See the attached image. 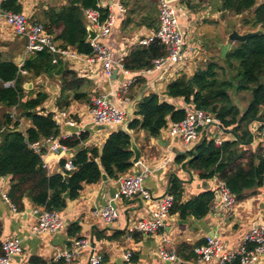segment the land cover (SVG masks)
<instances>
[{
  "label": "trees",
  "instance_id": "1",
  "mask_svg": "<svg viewBox=\"0 0 264 264\" xmlns=\"http://www.w3.org/2000/svg\"><path fill=\"white\" fill-rule=\"evenodd\" d=\"M22 1L5 0L1 3V10L23 14ZM99 2L66 0L61 5L42 9L39 18L29 21L40 23L53 36L59 48L70 49L87 57L93 56L83 11H99L100 22H103L108 10L100 8ZM178 3L195 14L211 8L214 0H178ZM120 4L125 9L124 19L119 26L121 33L129 35L141 28L153 31L158 29V0H120ZM219 9V12L241 16L240 26L246 32L262 29L263 34L245 43H235L224 59L218 58L225 67L213 57L192 76L183 74L171 81L164 94L143 97L136 106L135 117L128 123V129L133 132L143 131L147 139L157 138L169 122L183 120V109L171 104V99H181L186 106L192 105L213 115L229 138L220 147H216L212 141L207 140V136H202L185 155H177L175 161L201 180L217 178L235 197L236 202H241L255 196L264 186V146L255 143L251 134L252 124H264V3L257 4V0H221ZM166 56L167 48L154 40L149 45L130 48L123 58L122 66L128 72L140 73L152 69L154 61ZM25 57L19 68L0 52V180L8 177L6 195L16 211L21 212L27 200L35 208L61 212L66 199H75L83 185L100 182L102 174L113 180L126 175L133 166V153L130 151L129 136L117 129L105 140L101 154L94 147L81 148L75 152L72 158L74 169L65 172L69 175L68 181L64 180L61 173L48 176L41 159L43 150L36 153L32 145L50 137H58L60 130L52 121V113L43 109L48 94L40 91L34 97L26 95L24 80L44 76L57 81L59 96L55 106L58 111H68L75 103L90 106L91 99L98 94L94 90L93 81L79 77L60 57L56 56L57 62L53 63L54 55L49 51L30 53ZM22 70L26 72L25 75ZM7 83H13V87H5ZM136 84L142 88L145 80L136 77L132 86ZM231 89L234 93L250 95L245 109L233 102L229 94ZM14 107L20 112L21 118L29 123L25 132L17 129L18 123L10 116ZM86 138L87 134L82 133L61 142L69 149H75ZM98 158L99 164L96 163ZM63 164L62 160L61 168ZM66 193L68 197L64 198ZM182 193V182L174 174L170 175L167 194L174 197L170 214H178L181 219L193 217L199 220L210 212L214 202L213 192L199 193L186 202L182 201ZM1 235L0 223V256ZM192 255L191 252V256L185 259L192 258ZM131 263L137 264L134 255ZM29 264L46 262L32 257ZM233 264H239L238 260Z\"/></svg>",
  "mask_w": 264,
  "mask_h": 264
},
{
  "label": "crops",
  "instance_id": "2",
  "mask_svg": "<svg viewBox=\"0 0 264 264\" xmlns=\"http://www.w3.org/2000/svg\"><path fill=\"white\" fill-rule=\"evenodd\" d=\"M54 1L56 0H24L22 1V13L32 21L34 18H39V12L42 9L45 10L48 7L61 5L66 0H61L60 4ZM105 2L107 5H114L120 3V0H100L101 6L105 5ZM1 3L2 0H0V14H2ZM220 3L221 0H214L211 8L195 14L187 11L183 5H181L183 8L180 6L179 23L183 33L188 35L189 38H187V35L186 38L192 49L190 59L184 65L170 64L152 73H126L116 69L115 78L111 77L110 80H102L99 78L102 75L99 65L87 63L85 60L87 56L81 55L83 58L79 62L65 61V63L75 70L79 77L93 81L94 90L98 95H110V101L114 105L124 109L130 118H134L136 106L143 97H147L150 94H164L167 85L171 81L183 74L192 76L198 69L203 68L211 61L213 52L214 56H216V50L219 52V43H227V36L233 26L229 27L231 24L229 20L222 21L230 13L219 12ZM261 3H264V0H257V4ZM112 11L115 16L113 30L108 38L99 42L109 49L113 60L117 62L123 56H127L131 47L130 44H133L137 39L147 37L151 30L141 28L129 35L123 34L120 32L119 26L124 19V13H120L115 8ZM222 13H224L223 18H221ZM201 21H204L205 24L203 22L202 26L196 28L198 22ZM201 27H203L202 30L200 29ZM189 31L194 32V36H191L188 33ZM23 42V40L13 35L11 29L6 26L0 17V52H3L4 56L10 58L16 65L22 64L26 58ZM233 46L234 44H231V47ZM219 58L222 59L220 56ZM136 77H141L145 80L142 88L138 84L132 86ZM26 83L31 84L30 88H24L27 91L26 95L34 97L40 91L47 93L48 99L44 103L43 109L50 113L56 111L55 103L59 96L57 81H52L42 76L34 79L27 78L24 80V84ZM125 83H129V87L126 92H123L122 86ZM165 98L163 97V99ZM123 101H126V103H122ZM169 102L179 109H183L186 106L181 99H171ZM68 112L75 120L77 126L75 128L62 127L59 137L63 136V134L76 133L80 129L87 134L86 140L72 150L73 156L81 148L92 147L97 148L98 153L101 154L107 137L113 131L120 130L121 127L106 129L104 126L91 124L86 105L75 103L70 106ZM260 123L256 122L254 127ZM23 126L27 129L29 123L24 121ZM130 132L140 151V160L137 165L132 166L126 175L141 174L145 187L154 199L167 194L170 175L173 174L182 182L183 202L202 192H217L221 183L217 178L201 180L196 175L184 170L181 164L176 163L175 158L177 155L183 156L187 152H182L177 146L173 154L168 152L169 141L165 129L160 132V139L158 138L159 136L147 139L143 131ZM222 137L224 140L229 138L228 135ZM254 142L256 143L257 141L254 140ZM41 146L43 147V143ZM42 159L47 166L48 176L62 173L60 163L62 160L65 161L66 158L64 156L46 152L42 155ZM96 163L99 164V158ZM144 171L146 172L144 173ZM123 176L125 175L119 178ZM118 179L107 178L105 182L101 180L95 184L83 185L75 199H66L65 207L60 212L65 220V229L51 236H35L32 234L31 227L35 219L33 215L35 207L29 201H24L21 212H13L10 209V206L2 199V194H6L9 188V179L8 177L1 179V240L3 242L11 238L17 239L23 249L20 256L12 259V264H29L32 257L40 258L46 264H60L53 261L55 253L71 247L73 241L77 239H84L95 245L98 252L103 256L104 264H116L117 260H120V264H122V254L126 250L131 251L137 258V264H186L192 262L194 254L188 260L185 258L191 256V252L193 253L195 247L204 244L206 237H210V235L211 237L213 235L219 237L226 247L225 249L231 251L239 245L243 235L252 229L255 223L264 224V200H262L264 186L257 191L255 196L237 202L232 211L222 215L217 214L220 212L215 210V205L219 201L216 202L214 197L210 212L202 219L198 220L193 217L181 219L178 214H170L168 219L165 220L162 232L169 239V245L165 249L167 251L172 250L178 257V261L165 262L158 256L160 250V239L158 236L145 237L138 233L129 234L136 222L142 219L152 220V212L158 209L156 203L144 201L140 198L117 200L115 196L119 188ZM106 206L114 207L118 214V219L111 225H106L100 219L91 216L92 210ZM81 261L83 263L88 262V251L82 252ZM210 264H215V261Z\"/></svg>",
  "mask_w": 264,
  "mask_h": 264
},
{
  "label": "built area",
  "instance_id": "3",
  "mask_svg": "<svg viewBox=\"0 0 264 264\" xmlns=\"http://www.w3.org/2000/svg\"><path fill=\"white\" fill-rule=\"evenodd\" d=\"M5 0H2V2ZM159 27L156 31L151 30L150 34L145 38L137 39L130 44L131 47L136 45H149L152 41L157 40L167 48V56L153 62V68L144 71L152 73L160 70L167 65H184L190 59L192 49L188 44L186 35L183 33L179 23L180 4L178 0L165 1L158 0ZM178 3V6L176 5ZM100 8L107 9L108 14L103 22H100L101 14L95 9H86L83 11L86 21V28L91 29L96 37L93 40H88L93 50V56L86 57L85 60L89 64H98L101 69L99 76L102 80H110L115 69L119 71H128L123 69V56L119 61H114L109 49L101 44V39L108 38L115 25V16L112 9L115 8L120 13L125 14V9L120 3L114 5L98 4ZM181 8H183L181 6ZM0 17L8 26L13 35L25 42V54L49 51L54 55L52 62H57V57L63 61L79 62L83 56L77 54L70 49H62L54 42L53 36L48 34L43 26L37 22H30L29 19L21 13L3 12ZM23 65H18L19 68ZM22 74L26 72L22 70ZM133 83V82H132ZM131 83V84H132ZM130 84V85H131ZM5 87H13V83H7ZM129 83L122 86V91L126 92ZM122 103H126L123 101ZM15 107L10 116L12 120L18 123L17 129L25 132L24 123L15 119ZM87 113L90 117L91 124L104 127H118L125 122H130L131 118L124 109L118 108L110 101V95L102 94L91 99V105L86 106ZM185 117L179 122H169L166 131L169 144L168 152L173 154L174 149L179 148L182 152H188L192 145L198 142L202 136H207V140L212 141L216 147H220L225 141L224 131L220 122L216 117L206 111L195 108L192 105L183 108ZM52 121L60 129L62 127L75 128L77 126L75 120L68 111L52 112ZM255 124V123H254ZM252 124L251 134L254 140L264 146V124L260 123L254 127ZM12 128V127H11ZM83 132L81 129L73 134H63L56 138L50 137L42 142L32 145V149L36 153H50L64 156L66 159L62 166L63 173L73 171L72 165L73 149L65 146L61 140L79 136ZM43 143V147L41 144ZM41 155V159H42ZM43 167L47 170V166L42 159ZM146 171H144L145 173ZM118 190L116 199L140 198L144 201L155 202L158 209L152 212V220L142 219L132 227L129 234L138 233L145 237L158 236L160 239V250L158 256L162 261L174 262L178 261L175 252L167 251L165 247L169 245L168 237L162 232L165 226V220L170 216V210L174 205V197L171 194H166L160 198L154 199L149 190L143 183L141 174H128L118 179ZM219 202L215 205V210L222 214L232 211L237 204L235 197L224 186L219 184L217 189ZM2 199L6 202L10 209L15 212V207L10 203L6 194H2ZM34 222L31 227L32 234L35 236H51L65 229V220L60 212L47 211L44 208H35L33 210ZM91 216L100 219L104 224L111 225L118 219L117 211L114 207L106 206L104 208L94 209ZM222 240L219 237H206L205 242L193 249L194 258L192 262L186 264H210L215 261V264H233L238 260L239 264H264V224L257 226L246 232L239 245L227 251ZM83 251H88V262L81 261ZM0 264H12V259L20 256L23 252L21 243L17 239H7L1 245ZM132 252L126 250L122 254V264H132ZM53 261L60 264H104L103 256L98 252L95 245L90 244L87 240H74L71 247L58 251L53 257Z\"/></svg>",
  "mask_w": 264,
  "mask_h": 264
},
{
  "label": "water",
  "instance_id": "4",
  "mask_svg": "<svg viewBox=\"0 0 264 264\" xmlns=\"http://www.w3.org/2000/svg\"><path fill=\"white\" fill-rule=\"evenodd\" d=\"M165 1H175V0H165ZM223 17H224V13L221 14V18H223ZM87 34H88V40H93L96 37L95 33L89 28H87ZM261 34H263L262 29L256 30L254 32H247L245 34H241V33L237 32L236 30H232L227 36V40L229 41V43H226V44L219 43L218 44V48L220 49V57L222 59L225 58L227 52L231 49V44L245 43L247 40H249L255 36L261 35ZM116 73H117V71L115 69L113 71V74H112L113 78L116 77ZM30 87H31L30 83L24 84L25 89H28ZM128 123H129L128 121L123 123L120 127V130L125 132L126 135L129 136L130 151L133 153V158L131 160V163H132V165H137L139 163V160H140V151H139V149L135 143L133 135L131 134L130 130L128 129ZM158 138L160 139L161 137L159 136ZM61 174H62L64 180L68 181L69 175L66 173H63V172ZM101 180L105 182L107 180V177L104 174H102ZM67 197H68V193H66L64 195V198H67ZM214 197H215L216 202H218L219 201V195L217 192L214 193ZM256 226H257V223H255L253 225L254 228ZM210 237H211V235H210ZM116 264H120V260H117Z\"/></svg>",
  "mask_w": 264,
  "mask_h": 264
},
{
  "label": "rangeland",
  "instance_id": "5",
  "mask_svg": "<svg viewBox=\"0 0 264 264\" xmlns=\"http://www.w3.org/2000/svg\"><path fill=\"white\" fill-rule=\"evenodd\" d=\"M54 2H56L57 4H60V2H61V0H56V1H54ZM177 6H178V3L176 4ZM47 7H48V5H47ZM227 20H229L230 22H231V24L229 25V27H232L231 28V31L232 30H236L237 32H239V33H241V34H245V33H247V32H254V31H247L246 32V30L245 29H242L241 28V26H240V23H241V20H242V18H241V16H239V17H235L233 14H228L227 16H226V19L225 20H222V21H227ZM204 22V21H203ZM203 22L201 21V22H198V24H197V27L196 28H198L199 26H202L203 25ZM224 23V22H223ZM204 24H205V22H204ZM227 25H228V23H227ZM205 28V27H204ZM201 30L203 29V27H201L200 28ZM191 36H194V32H192V31H189L188 32ZM187 35V34H186ZM187 38H189L188 37V35H187ZM106 39V38H105ZM105 39H101V40H105ZM100 40V41H101ZM227 40V39H226ZM227 43H229V41L227 40ZM223 44V43H222ZM219 52H220V49H219ZM219 52L216 50V56H214V52H213V57H215V59H217V62H219V64L221 65V66H223V67H225V64L224 63H222L221 61H218V58H219ZM229 94H230V96H231V98H232V100H233V102L239 107V108H241V109H243V108H245L247 105H248V102H249V100H250V95L248 94V93H241V92H233V90L231 89V90H229ZM14 117H15V119H18V118H21V114H20V112L18 111V110H15V114H14ZM19 120H21V122L22 123H24V120L21 118V119H19ZM118 127H120V126H118ZM107 128H109L110 129V127H106V129ZM20 130V129H19ZM251 149L252 150H255V147H252L251 146ZM261 189V188H260ZM262 195H263V197H262V200H264V191H262ZM217 214H219V215H222V213H217Z\"/></svg>",
  "mask_w": 264,
  "mask_h": 264
}]
</instances>
